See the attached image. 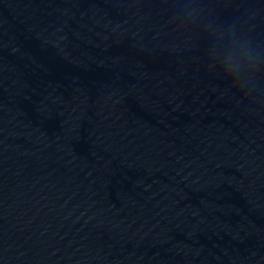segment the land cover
I'll return each mask as SVG.
<instances>
[{
    "label": "water",
    "instance_id": "obj_1",
    "mask_svg": "<svg viewBox=\"0 0 264 264\" xmlns=\"http://www.w3.org/2000/svg\"><path fill=\"white\" fill-rule=\"evenodd\" d=\"M0 264H264V0H0Z\"/></svg>",
    "mask_w": 264,
    "mask_h": 264
}]
</instances>
